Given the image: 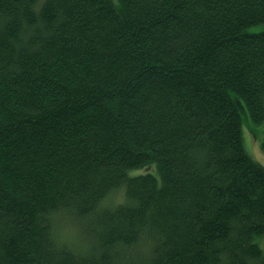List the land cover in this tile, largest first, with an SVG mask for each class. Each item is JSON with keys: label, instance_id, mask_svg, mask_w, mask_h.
Returning <instances> with one entry per match:
<instances>
[{"label": "trees", "instance_id": "1", "mask_svg": "<svg viewBox=\"0 0 264 264\" xmlns=\"http://www.w3.org/2000/svg\"><path fill=\"white\" fill-rule=\"evenodd\" d=\"M259 24L264 0H0V264H264Z\"/></svg>", "mask_w": 264, "mask_h": 264}, {"label": "rangeland", "instance_id": "2", "mask_svg": "<svg viewBox=\"0 0 264 264\" xmlns=\"http://www.w3.org/2000/svg\"><path fill=\"white\" fill-rule=\"evenodd\" d=\"M264 30V24H259L249 28V31L258 32ZM242 117V137L246 153L255 161L264 166V150L261 147V142L264 140V118L260 123H254L244 109H240ZM151 167L133 172H144ZM257 242L264 252V236L257 238Z\"/></svg>", "mask_w": 264, "mask_h": 264}]
</instances>
